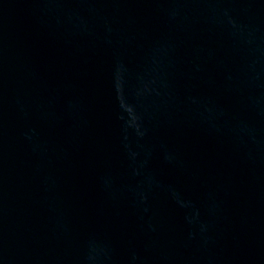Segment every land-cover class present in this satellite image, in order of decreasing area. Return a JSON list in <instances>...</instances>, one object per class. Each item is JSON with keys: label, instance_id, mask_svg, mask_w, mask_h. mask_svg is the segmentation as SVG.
Returning <instances> with one entry per match:
<instances>
[{"label": "water", "instance_id": "obj_1", "mask_svg": "<svg viewBox=\"0 0 264 264\" xmlns=\"http://www.w3.org/2000/svg\"><path fill=\"white\" fill-rule=\"evenodd\" d=\"M0 264H264V0H0Z\"/></svg>", "mask_w": 264, "mask_h": 264}]
</instances>
